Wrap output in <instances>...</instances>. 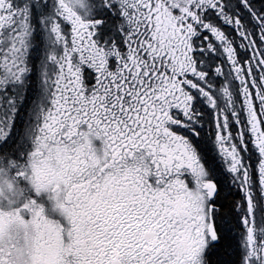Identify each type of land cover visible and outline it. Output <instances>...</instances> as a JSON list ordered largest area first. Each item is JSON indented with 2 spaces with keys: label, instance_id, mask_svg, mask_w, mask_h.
<instances>
[{
  "label": "snow or ice",
  "instance_id": "1",
  "mask_svg": "<svg viewBox=\"0 0 264 264\" xmlns=\"http://www.w3.org/2000/svg\"><path fill=\"white\" fill-rule=\"evenodd\" d=\"M0 264H264V0H0Z\"/></svg>",
  "mask_w": 264,
  "mask_h": 264
}]
</instances>
